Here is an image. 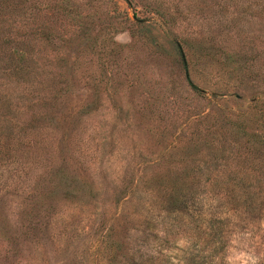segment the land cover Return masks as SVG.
I'll list each match as a JSON object with an SVG mask.
<instances>
[{
    "label": "rangeland",
    "instance_id": "1",
    "mask_svg": "<svg viewBox=\"0 0 264 264\" xmlns=\"http://www.w3.org/2000/svg\"><path fill=\"white\" fill-rule=\"evenodd\" d=\"M0 264H264V0H0Z\"/></svg>",
    "mask_w": 264,
    "mask_h": 264
},
{
    "label": "trees",
    "instance_id": "2",
    "mask_svg": "<svg viewBox=\"0 0 264 264\" xmlns=\"http://www.w3.org/2000/svg\"><path fill=\"white\" fill-rule=\"evenodd\" d=\"M177 48H178V50H179L181 64H182V66H184V67H185V60H184V55H183V53H182V50H181V48H180L179 44H177Z\"/></svg>",
    "mask_w": 264,
    "mask_h": 264
}]
</instances>
